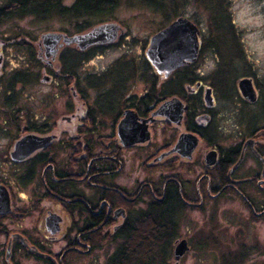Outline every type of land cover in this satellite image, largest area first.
<instances>
[{
  "label": "flooded vegetation",
  "instance_id": "1",
  "mask_svg": "<svg viewBox=\"0 0 264 264\" xmlns=\"http://www.w3.org/2000/svg\"><path fill=\"white\" fill-rule=\"evenodd\" d=\"M224 10L233 49L229 76H218L222 58L206 41L212 23L203 34L196 20L182 14L162 29L177 19L193 25L194 61L167 76L159 73L146 57L150 37L139 59L147 69L139 88L131 85L130 64L120 88L102 78L106 71H82L87 52L111 42L84 49L66 44L101 26L114 27L116 35L117 27L49 33L59 40L48 57L47 34L42 36L29 60L40 68V81L52 85L49 101L56 103L40 111L37 100L16 111L17 134L0 167V187L8 198V210L0 213V264H122L125 255L134 261L141 238L157 233H162L158 253L151 257L146 247H137L143 257L136 264L151 258L161 264L168 251L174 262L181 240L170 249L168 243L178 212L230 198L247 217L264 220V67L254 60L264 52L245 55V42ZM11 43L0 41V51ZM204 51L214 66L208 73L197 70ZM70 54L79 58L81 71L70 69ZM94 75L100 81L92 83ZM21 85L16 82L14 90ZM29 135L42 145L14 153V144ZM136 229L139 235L130 241Z\"/></svg>",
  "mask_w": 264,
  "mask_h": 264
},
{
  "label": "rangeland",
  "instance_id": "2",
  "mask_svg": "<svg viewBox=\"0 0 264 264\" xmlns=\"http://www.w3.org/2000/svg\"><path fill=\"white\" fill-rule=\"evenodd\" d=\"M74 0H63V7H70ZM115 8L106 15L76 17L60 15L58 11L34 17L16 14L0 21V41L12 42L1 48L2 64H0V167L4 163V153L12 137L17 134L15 128L16 111L22 107L30 108L37 100L42 107L49 101L54 91L52 85L43 83L42 73L37 63L31 62V50L37 51L42 36L49 33L88 32L101 25H113L118 28L115 40L106 47L89 50L83 57L81 68L86 73L101 74L111 85L120 88L122 81L129 75V67L133 66L131 85L142 87L140 75L147 72L139 59L147 48L150 37L176 17L187 16L198 22L205 34L207 24L212 23L208 36V45L217 48L222 58V70L226 73L232 55L228 22L234 23L235 29L245 42L246 56L259 57L264 52V14L260 15L264 3L262 0H114ZM226 3V4H225ZM12 5L11 0H0V8ZM224 4V5H223ZM209 20V21H208ZM261 29H259V28ZM198 62L199 72L211 71L213 61L204 51ZM71 70L81 71L79 58L70 54ZM72 58V59H71ZM42 60L44 56L42 54ZM264 67L263 58H255ZM56 67V60L53 63ZM215 65V64H214ZM216 66V65H215ZM131 72L133 73V71ZM130 72V73H131ZM146 74V73H145ZM144 77V76H142ZM141 77V78H142ZM92 83L100 81L99 76L89 77ZM16 82L22 85L14 90ZM105 88V87H103ZM55 92V91H54ZM95 93V92H88ZM112 96L108 93V98ZM106 98V99H108ZM26 109V108H25ZM37 109V108H36ZM39 111V112H40ZM35 113V112H34ZM45 113V112H44ZM176 230L168 243L174 240H185L189 250L178 264H264V220L256 221L247 217L242 205L230 198L221 203L205 205L198 210L181 209L176 216ZM163 257L161 264H172L170 252ZM157 257V256H156ZM148 264H160L155 258Z\"/></svg>",
  "mask_w": 264,
  "mask_h": 264
},
{
  "label": "water",
  "instance_id": "3",
  "mask_svg": "<svg viewBox=\"0 0 264 264\" xmlns=\"http://www.w3.org/2000/svg\"><path fill=\"white\" fill-rule=\"evenodd\" d=\"M196 28L185 19H177L168 25L166 28L156 32L151 36L149 48L146 52V57L149 62L155 67L159 73L167 76L174 69L182 66L185 62L194 61L196 57ZM116 29L112 26L98 27L85 35L74 36L66 41V44L75 43L81 49L90 45L113 42L116 38ZM178 36L183 37V41H179ZM58 36L47 34L43 38L44 44L49 49V53L53 54L54 47L58 42ZM43 140L34 137L26 136L22 140L14 144V153L30 152L42 145ZM8 210V198L4 188L0 187V213ZM189 250L187 242L183 239L178 241L173 251L174 264L184 256Z\"/></svg>",
  "mask_w": 264,
  "mask_h": 264
},
{
  "label": "trees",
  "instance_id": "4",
  "mask_svg": "<svg viewBox=\"0 0 264 264\" xmlns=\"http://www.w3.org/2000/svg\"><path fill=\"white\" fill-rule=\"evenodd\" d=\"M12 5H7L4 8H0V21L10 16L20 14V15H31L34 17L45 16L52 11H58L60 15L70 14L71 16L78 17H91V16H102L106 15L108 12L115 8L114 0H74L73 4L68 8L61 7L62 0H11ZM14 4V5H13ZM152 234V233H151ZM162 234V233H161ZM161 234L157 233V236L153 238V234L148 237V239H142L139 245L134 248V261H128L127 256H124L122 264H136L138 263L137 257H143V251L138 255V248L141 250L146 247L150 251V256H154L158 253L161 242ZM139 235V231L136 229L132 234H130V241H134L135 237ZM145 241V244H143ZM136 242V241H135ZM137 243V242H136ZM125 254V252L123 253ZM126 257V258H125Z\"/></svg>",
  "mask_w": 264,
  "mask_h": 264
}]
</instances>
